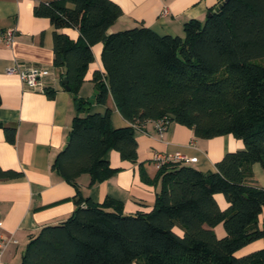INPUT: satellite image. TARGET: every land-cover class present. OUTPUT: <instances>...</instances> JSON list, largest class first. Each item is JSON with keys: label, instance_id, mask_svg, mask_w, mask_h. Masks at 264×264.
I'll use <instances>...</instances> for the list:
<instances>
[{"label": "trees", "instance_id": "1", "mask_svg": "<svg viewBox=\"0 0 264 264\" xmlns=\"http://www.w3.org/2000/svg\"><path fill=\"white\" fill-rule=\"evenodd\" d=\"M220 5L203 22H186L182 36L158 35L144 26L108 35L121 14L110 0H53L34 7L32 14L54 28L53 65L63 69L74 97L77 114L52 164L75 189L83 174L94 183L116 172L104 158L109 150L135 162L134 128L148 121L166 118L200 139L232 135L244 149L222 156L215 172L184 163L157 169L160 190L149 212L125 215L116 199L94 204L87 198L84 206L75 200L66 221L30 239L21 264H264V246L235 257L249 243L264 244V224L258 223L264 188L244 181L253 164L264 169V0ZM63 29L76 30L78 38ZM97 43L103 73L91 76L94 103L105 105L111 97L127 127L113 128L110 109L88 112V100L79 96ZM0 128L14 143L15 130ZM20 177L0 167V181ZM217 194L227 209L218 207ZM219 225L222 238L213 231Z\"/></svg>", "mask_w": 264, "mask_h": 264}, {"label": "crops", "instance_id": "2", "mask_svg": "<svg viewBox=\"0 0 264 264\" xmlns=\"http://www.w3.org/2000/svg\"><path fill=\"white\" fill-rule=\"evenodd\" d=\"M53 0H0V30L15 31L14 42L5 46L0 41V123L15 130L14 143L6 140L0 128V167L21 173V177L0 181V233L5 247L0 264H21L22 256L41 228L66 221L76 209L75 200H91L102 204L110 199L121 202L122 213L134 215L152 210L155 196L160 190L157 168L152 163L153 153H180L196 162L188 164L203 173L215 172L218 163L227 153L244 149L241 140L232 135L214 139L196 138L192 130L172 124L159 137L153 122L134 128L137 144L135 162L123 161L113 150L104 158L116 172L107 179L91 183L90 175L76 179V189L67 183L53 168L57 155L64 149L72 122L76 116L73 95L62 84L63 69L53 65L54 28L47 18L35 17L33 9ZM121 10L120 17L109 28L111 33L144 26L158 35L182 36L183 25L191 20L203 22L210 9L222 0H110ZM166 11V14H162ZM71 39L78 38L73 29H63ZM93 62L85 74L79 96L89 100L94 94L91 76L97 70L103 73L100 60L102 44L91 47ZM12 66H35L51 70L45 80L46 92L25 90L19 78L9 77L6 69ZM90 113L104 114L111 110L113 128L130 125L119 114L111 97L105 105L89 104ZM245 183L264 188V169L260 164L250 167ZM77 190L79 196L77 197ZM221 210L228 204L221 194L215 195ZM259 225L264 224V209ZM218 238L225 235L222 225L213 229ZM174 232L182 235L179 228ZM262 240L249 243L235 253L242 257L263 248ZM137 264V263H132Z\"/></svg>", "mask_w": 264, "mask_h": 264}, {"label": "built area", "instance_id": "3", "mask_svg": "<svg viewBox=\"0 0 264 264\" xmlns=\"http://www.w3.org/2000/svg\"><path fill=\"white\" fill-rule=\"evenodd\" d=\"M166 11H163V15L166 14ZM15 31L8 30L2 31L0 30V41L4 43L5 46H11L14 42ZM6 74L10 76L15 75L19 78V81L22 87L27 91H38L44 93L47 89L45 80L48 79L51 75V70L43 67H35V66H12L6 69ZM168 119L158 120L154 122L155 130L159 137H162L164 133H166L170 127ZM196 162L195 158L187 159L180 153L174 154H164V153H153L152 163L154 166L159 169L171 163H184L190 164ZM1 228V224H0ZM5 247V242L3 236L0 233V262L2 252Z\"/></svg>", "mask_w": 264, "mask_h": 264}, {"label": "water", "instance_id": "4", "mask_svg": "<svg viewBox=\"0 0 264 264\" xmlns=\"http://www.w3.org/2000/svg\"><path fill=\"white\" fill-rule=\"evenodd\" d=\"M221 7V5L219 4L215 10H218L219 8ZM62 84H63V88L67 91H69V88H67L68 86L66 85V81L65 80H62ZM93 100H94V94L91 96V98L88 100V103L89 104H92L93 103ZM68 141V139H67ZM65 148V147H64Z\"/></svg>", "mask_w": 264, "mask_h": 264}]
</instances>
